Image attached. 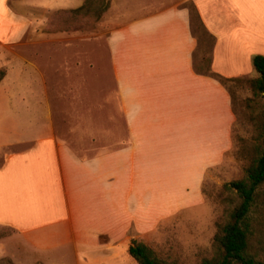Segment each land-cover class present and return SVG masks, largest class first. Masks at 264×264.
<instances>
[{"label": "crops", "instance_id": "crops-1", "mask_svg": "<svg viewBox=\"0 0 264 264\" xmlns=\"http://www.w3.org/2000/svg\"><path fill=\"white\" fill-rule=\"evenodd\" d=\"M29 3L0 0V47L24 40L35 23L26 11L71 9ZM185 4L215 39L212 72L232 80L258 77L252 58L264 57V0L143 3L107 35L114 87L100 100L105 124L77 131L103 144L91 156L56 137L40 72L33 77L32 66H13V98L8 76L0 82V112L10 109L15 123L28 122L0 136V148L27 146L0 163V225L35 253L72 248L81 264H90L89 256L103 250L109 257L102 264H114L117 250L128 255L133 230L152 232L165 218L196 208L207 173L227 162L234 147L233 100L219 82L195 72L197 40ZM5 102L10 108H1Z\"/></svg>", "mask_w": 264, "mask_h": 264}, {"label": "rangeland", "instance_id": "rangeland-1", "mask_svg": "<svg viewBox=\"0 0 264 264\" xmlns=\"http://www.w3.org/2000/svg\"><path fill=\"white\" fill-rule=\"evenodd\" d=\"M29 1L26 0V3L32 4ZM79 1L34 0L38 6L51 4L71 9L26 11V15L35 23H31L20 45L0 47V69L8 76L9 87L13 79V66H32L33 77L40 72L48 83L47 96L56 137L79 155L91 156L100 152L103 144L93 138L79 136L77 131L87 133L91 132L93 125L101 129L105 124L101 117L104 109L100 100L108 89L114 87L106 46L109 31L115 27L118 19L140 10L143 3L156 7L166 5L171 0H108V8L97 20L69 12L82 6L84 0L77 6ZM184 7L189 11L190 4ZM203 47L197 45L194 57L197 64L200 63L201 53L204 50L209 52V48ZM256 78L252 74L225 87L231 94L236 116L234 147L225 164L207 173L202 187L203 201L196 208L165 218L152 232L136 233L133 230L132 239L146 245L159 259L173 264H201L215 256L213 239L217 226L227 221L229 212L239 202L236 195L227 192L224 186L245 178V170L258 157L262 146L264 100L253 89L252 83ZM24 79H28L27 73ZM80 82L83 86L75 87L76 84L80 86ZM50 84L53 88H50ZM8 92L13 98L14 90L10 87ZM40 107L32 105L34 110L40 111ZM1 108L10 106L5 102ZM9 111L0 112L4 116L0 118V136L3 137H9L16 127L18 130L25 129L28 123H15ZM37 117L36 125L39 126L43 122ZM118 126L121 127L120 122ZM26 147L12 145L0 148V163L8 155ZM259 202L264 205V191ZM254 217L257 223L264 220V206L256 211ZM257 223H254L257 239L252 238V245H255V239L264 243V226ZM16 234L11 228L0 225V264H81V259H76L72 248L54 246L39 255ZM101 242L106 243L105 240ZM116 254L114 264H136L128 255V261L123 262V257L126 258L123 249L117 250ZM107 256L108 253L103 250L101 253L94 252L88 261L90 264H102ZM257 256L264 259L263 254L258 253Z\"/></svg>", "mask_w": 264, "mask_h": 264}, {"label": "trees", "instance_id": "trees-1", "mask_svg": "<svg viewBox=\"0 0 264 264\" xmlns=\"http://www.w3.org/2000/svg\"><path fill=\"white\" fill-rule=\"evenodd\" d=\"M108 0H84L81 7L69 11L72 15L91 16L97 20L108 8ZM190 29L196 38L198 46L209 48L201 54L200 63L194 62V70L197 74L210 77L222 86L236 82L238 79H225L211 70V51L214 45V37L210 35L201 23L193 5L190 4ZM252 66L258 77L253 81V89L264 100V57L254 56ZM5 77V71L0 70V82ZM227 192L234 193L239 202L228 214V219L217 226L213 244L216 254L212 259L204 260L201 264H264V259L257 254L264 255V243L257 239V231L254 230V214L264 205L259 202L264 191V112H263V138L259 155L245 170V178L231 181L224 186ZM257 225L264 226V220ZM256 237L255 245L252 238ZM252 251H255L252 253ZM128 255L136 264H173L159 259L146 245L131 240L128 247Z\"/></svg>", "mask_w": 264, "mask_h": 264}]
</instances>
